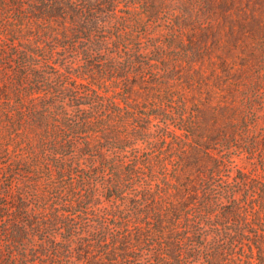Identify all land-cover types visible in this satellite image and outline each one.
Instances as JSON below:
<instances>
[{"label": "trees", "instance_id": "trees-1", "mask_svg": "<svg viewBox=\"0 0 264 264\" xmlns=\"http://www.w3.org/2000/svg\"><path fill=\"white\" fill-rule=\"evenodd\" d=\"M262 95L264 0H0V264H264Z\"/></svg>", "mask_w": 264, "mask_h": 264}, {"label": "rangeland", "instance_id": "rangeland-1", "mask_svg": "<svg viewBox=\"0 0 264 264\" xmlns=\"http://www.w3.org/2000/svg\"><path fill=\"white\" fill-rule=\"evenodd\" d=\"M157 28H153V27H149L148 28V31L150 34H153L155 31H156ZM151 36V35H149ZM150 37L147 38V40H150L149 39ZM162 39V38H161ZM220 48V47H219ZM222 56V55H221ZM215 61V60H213ZM204 68L203 70L206 72V73H210L208 76H211V72H209L211 66H210V60L206 58V60H204L202 62V65ZM214 95H216V99H217V94L214 93ZM262 99H260L258 103H263L264 104V95L261 96ZM260 114L263 115L264 114V108L260 111V109H258ZM260 128H264V117H262L260 119ZM232 158L234 160V164L235 167L234 169L232 170L233 174L235 175L236 172L235 170L239 169V170H242L243 172H251L253 167H254V163H257L255 159H252V158H249V156L245 153V152H238L237 150L236 151H232ZM198 264H201V263H198Z\"/></svg>", "mask_w": 264, "mask_h": 264}]
</instances>
